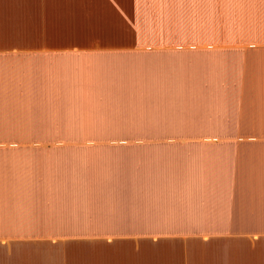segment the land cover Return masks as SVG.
Returning a JSON list of instances; mask_svg holds the SVG:
<instances>
[{
	"label": "crops",
	"instance_id": "obj_1",
	"mask_svg": "<svg viewBox=\"0 0 264 264\" xmlns=\"http://www.w3.org/2000/svg\"><path fill=\"white\" fill-rule=\"evenodd\" d=\"M0 264H264V0H0Z\"/></svg>",
	"mask_w": 264,
	"mask_h": 264
},
{
	"label": "rangeland",
	"instance_id": "obj_2",
	"mask_svg": "<svg viewBox=\"0 0 264 264\" xmlns=\"http://www.w3.org/2000/svg\"><path fill=\"white\" fill-rule=\"evenodd\" d=\"M232 93H233V99H238V95H236V93L234 91H232ZM231 96H232L231 93L228 94V97H231ZM222 97H223V91H219L218 93L216 91H208V94H207V96L204 97V100H202V98H199L198 95L189 94V95L183 96V97L177 96V98L172 99L171 101H175L176 106H174V105L173 106L176 108L177 113H182L184 111L185 113L190 115L192 112V105H191L192 102H194V101H198L201 103L205 102L206 105H209L212 102V100H214V101L219 100L221 102ZM186 106H188V107H186ZM223 106L226 107V105H223ZM234 107H233V109H234ZM208 109H209V107H208ZM212 109H214V108H212ZM174 112H175V110H174Z\"/></svg>",
	"mask_w": 264,
	"mask_h": 264
}]
</instances>
